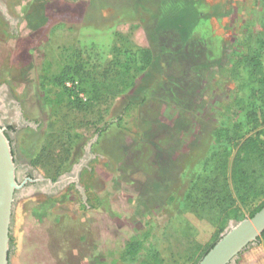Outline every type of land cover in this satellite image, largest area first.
Returning <instances> with one entry per match:
<instances>
[{
    "label": "rangeland",
    "instance_id": "1",
    "mask_svg": "<svg viewBox=\"0 0 264 264\" xmlns=\"http://www.w3.org/2000/svg\"><path fill=\"white\" fill-rule=\"evenodd\" d=\"M6 1L0 84L31 123L15 134L18 163L58 180L86 160L63 188L25 185L10 264H196L219 221L189 197L215 181L251 217L261 201L243 204L230 172L241 144L264 137V48L260 67L240 62L264 41L261 0ZM118 72L130 87L96 97Z\"/></svg>",
    "mask_w": 264,
    "mask_h": 264
},
{
    "label": "water",
    "instance_id": "2",
    "mask_svg": "<svg viewBox=\"0 0 264 264\" xmlns=\"http://www.w3.org/2000/svg\"><path fill=\"white\" fill-rule=\"evenodd\" d=\"M27 120V119H26ZM26 125L31 124L28 120ZM82 160L75 168V177L64 174L57 181L35 171V179L18 172L14 143L4 127L0 126V264H10L11 234L15 202L28 182H46L51 186L78 179V171L85 164ZM45 181V182H44ZM69 182V181H68ZM66 182V183H68ZM32 190L34 189L31 188ZM22 195V194H21ZM264 233V205L253 216L231 219L215 244L196 264H238L243 252L258 244Z\"/></svg>",
    "mask_w": 264,
    "mask_h": 264
},
{
    "label": "trees",
    "instance_id": "3",
    "mask_svg": "<svg viewBox=\"0 0 264 264\" xmlns=\"http://www.w3.org/2000/svg\"><path fill=\"white\" fill-rule=\"evenodd\" d=\"M261 1L264 6V0ZM260 33H264V15ZM261 40L262 38L258 37L257 42L248 47L245 58L240 60L244 67L251 69L253 66L257 68L263 64L262 53L264 41ZM141 56L145 64H151L153 62L154 56L151 49L141 50ZM64 77L65 75H63V78ZM131 84L132 82H130L125 73L118 72L115 75L107 77L102 83L96 86L95 96L98 97L100 94L102 95L105 93H122L130 87ZM74 89L76 88H73V91ZM230 176L233 179L234 188L240 195L239 198L243 204L260 199L261 202L259 206L251 213V216H253L264 205V137L261 138L259 135L250 136L241 144L237 150ZM215 186H218L217 181H215L213 188L207 191L208 193L205 194L202 199L198 198L200 201L199 203L197 200L193 199L192 194L190 195L191 197H189L196 208L208 201L216 204L212 218H216L219 221L217 238L207 247L202 257L215 244L216 240H218L219 234L224 229L225 222L228 219L235 218L239 220L244 218V216H238L237 207L231 208L232 200L230 201L229 199L232 198V195L228 185L224 184L223 188L221 186ZM263 237L264 233L259 238L258 242H260ZM142 244V239L139 236L133 237L128 244V249L133 253H137Z\"/></svg>",
    "mask_w": 264,
    "mask_h": 264
},
{
    "label": "flooded vegetation",
    "instance_id": "4",
    "mask_svg": "<svg viewBox=\"0 0 264 264\" xmlns=\"http://www.w3.org/2000/svg\"><path fill=\"white\" fill-rule=\"evenodd\" d=\"M8 9V2L6 0H0V17L7 22H12L11 17H9L6 13ZM26 118L23 116V112L21 110L20 105L18 104L17 100L14 98V94L9 87L5 84H0V126L5 128L6 133L14 143L15 134L18 131L26 126ZM16 162L18 163L17 159ZM18 172H20L21 176L25 177H36L34 173L28 172L27 167L23 164L18 163ZM35 179V178H34ZM76 180V179H74ZM54 182L57 180H53ZM69 179L66 181L68 182ZM38 182V181H36ZM34 182V184H38ZM45 182V181H44ZM56 185L58 189L63 188L67 183ZM47 187H51L46 182Z\"/></svg>",
    "mask_w": 264,
    "mask_h": 264
},
{
    "label": "crops",
    "instance_id": "5",
    "mask_svg": "<svg viewBox=\"0 0 264 264\" xmlns=\"http://www.w3.org/2000/svg\"><path fill=\"white\" fill-rule=\"evenodd\" d=\"M248 251H251V253L248 252L247 254V252H245L241 257L239 264H248L252 261H255V264H264V245L253 247ZM245 255H247L246 258H243Z\"/></svg>",
    "mask_w": 264,
    "mask_h": 264
},
{
    "label": "built area",
    "instance_id": "6",
    "mask_svg": "<svg viewBox=\"0 0 264 264\" xmlns=\"http://www.w3.org/2000/svg\"><path fill=\"white\" fill-rule=\"evenodd\" d=\"M70 83H68V85H69Z\"/></svg>",
    "mask_w": 264,
    "mask_h": 264
}]
</instances>
